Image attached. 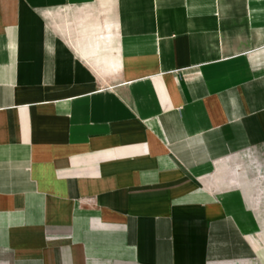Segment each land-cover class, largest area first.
<instances>
[{
    "label": "crops",
    "instance_id": "1",
    "mask_svg": "<svg viewBox=\"0 0 264 264\" xmlns=\"http://www.w3.org/2000/svg\"><path fill=\"white\" fill-rule=\"evenodd\" d=\"M264 0H0V264H257Z\"/></svg>",
    "mask_w": 264,
    "mask_h": 264
},
{
    "label": "rangeland",
    "instance_id": "2",
    "mask_svg": "<svg viewBox=\"0 0 264 264\" xmlns=\"http://www.w3.org/2000/svg\"><path fill=\"white\" fill-rule=\"evenodd\" d=\"M260 254L263 256L261 257V260H258L257 264H264V247L260 248Z\"/></svg>",
    "mask_w": 264,
    "mask_h": 264
}]
</instances>
